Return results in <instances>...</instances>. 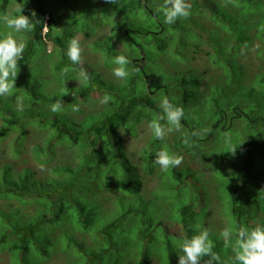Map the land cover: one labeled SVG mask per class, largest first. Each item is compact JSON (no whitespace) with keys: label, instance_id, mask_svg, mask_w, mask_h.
Segmentation results:
<instances>
[{"label":"trees","instance_id":"16d2710c","mask_svg":"<svg viewBox=\"0 0 264 264\" xmlns=\"http://www.w3.org/2000/svg\"><path fill=\"white\" fill-rule=\"evenodd\" d=\"M13 1L16 2L2 0L1 11H6ZM130 1L134 2L26 0L22 14L37 23L31 32L22 33L27 36L26 47L23 59L18 61L14 88L10 95L0 97V142L10 131H16L11 145L14 156L18 157L27 139L25 125H33L38 132H46V143H35L30 150L37 160L49 162L57 156L68 155L73 164H59L52 170L56 176L44 181L36 179L28 167L14 171L9 163L0 166V198L27 203L24 196L36 192V202L42 206L40 215L35 213L28 217L20 214L19 209L0 210V254H9V264H43L57 250L64 253L65 264H177L179 243L185 236L195 234L198 227L209 230V242L219 255L220 264H233L232 249L225 246L222 238L217 239L221 230L201 223L205 208L201 212L202 204L199 209L197 206L202 191H198L199 187L194 191L187 187L190 176L201 178L207 168L216 179L212 195L223 203L226 227L243 225L251 229L264 225V71L252 73L243 62L244 51L255 42L263 46L257 49L256 56L261 57L264 52V0H220L215 5L201 0V7L215 14V30L210 39L197 29L202 28L200 25H195L194 31L215 53L214 68L219 69V73L216 80L212 74L205 80V75L190 70L193 74L178 77L171 85L163 71L147 72L141 57L129 59L128 75L122 82H116V77L111 75L116 55L137 50L143 56L151 53L152 40L141 42L135 35L160 33L133 28L124 21L126 12L131 9ZM145 9L149 11L148 6ZM11 10L10 7L9 12ZM45 14L48 21L44 40ZM207 21L213 25L212 21ZM101 26L103 35L94 39L89 47L95 58L90 64L91 70L64 69L66 63L71 62L64 54H57V48H65L76 33L91 37ZM47 41L52 43L51 51L46 49ZM217 46L219 50L215 49ZM195 47H199L198 43ZM37 50L46 54L43 66L49 71L52 69L59 74L63 71L74 79L80 77L83 84L78 87L70 84L66 90L55 87L51 91L41 88L46 84L35 79L33 87L24 84L25 79L17 77ZM50 60L52 68L48 65ZM83 63H86L84 57ZM171 69L188 70L175 65ZM92 71L94 74L90 75ZM52 82L57 80L53 78ZM93 91L98 97H92ZM104 96H108V103L101 104ZM164 97L181 107L184 117L179 130L171 132L167 122L160 121L165 128L163 140H157L150 131L139 150V166L143 172L156 174L162 180L168 173L174 180L172 195L170 199L164 198L165 204L161 203L163 200L154 202L159 195L149 203L141 195L143 182L139 172L125 154L123 136L134 135L138 125L157 119ZM90 100L94 109L90 110L91 105L85 112L81 105ZM57 103L60 107L54 113L51 106ZM74 107L79 110L74 111ZM52 116L55 119L49 118ZM200 117H203L202 126ZM192 123L194 127L190 126ZM50 141L53 146L49 148ZM216 144L215 150L210 147ZM161 148L182 157V152H186L189 160L196 161L202 170L183 161L176 168L161 170L153 163L154 153ZM208 151L213 152L209 165ZM103 187L113 188L119 195L106 216L100 212L96 198ZM123 199L127 200L126 205L121 203ZM47 201L55 204L53 210L61 212L60 216L52 215L53 211L48 215ZM164 220L172 221L180 231H169ZM47 223L52 224V228ZM85 230L89 233L92 230L91 239L95 237L96 241L90 251H84L83 241L74 234ZM225 256H229L227 262L221 259Z\"/></svg>","mask_w":264,"mask_h":264},{"label":"rangeland","instance_id":"374dc122","mask_svg":"<svg viewBox=\"0 0 264 264\" xmlns=\"http://www.w3.org/2000/svg\"><path fill=\"white\" fill-rule=\"evenodd\" d=\"M101 2V0H99ZM211 4L215 5L216 1L220 0H209ZM2 0H0V5ZM162 2V1H161ZM187 2L190 4V15L187 18H180L177 20V22L173 25H165L162 23L161 16L156 13V6L157 3H159V0H134V2L130 1V7L131 9L126 12V19L124 21L128 22L133 28H142L144 31L145 29H150L152 31L159 30L160 33L156 35L151 34H140L135 35V37L140 40L141 42L143 40H152V42L149 43L151 53L147 56H143L142 52L137 50L136 53H131L127 51L128 59L134 57L139 58L141 57V60L143 61V67L147 72H160L163 71V75L167 80V83L169 85L173 84L178 77L181 78H187L190 76V74H193L190 70L196 71L199 75L203 74L206 76L205 80L209 78L208 75L212 74L214 76L213 80H216L217 75L219 73V69L214 68L216 66L215 60L216 56L215 53L212 52L209 49V46L204 44V39L201 37V35L197 34L194 29L195 25H200L202 28H197L199 31L203 32V35L205 34V37L207 39H210V35L213 34V31L215 30L214 27V19L215 14L214 12H206L205 8H202L200 3L201 0H187ZM15 2H11L9 6L13 9ZM129 3V2H128ZM13 6V7H12ZM145 6L149 7V11H146ZM10 7H7L6 11L2 12L0 9V15H2L5 12H9ZM9 8V9H8ZM124 18V16H123ZM210 20L213 22V25L211 26L209 24ZM111 24V23H110ZM103 27H99L96 30V33L93 34L91 37L85 36L83 33H76L74 35L75 38H77L81 43V62L78 65H72L71 63H66L64 66V69H69V67H76L77 69L81 70H91V63L95 61V58L91 55L93 54V51L89 50V47L91 48L92 41L94 39H97L99 36L103 35L102 33ZM164 30V32H161ZM197 30V31H198ZM9 29H6L2 23H0V35L6 34ZM19 36L22 38V42H25L27 39V36L24 37L21 34ZM156 36V38H155ZM25 40V41H24ZM164 43V44H163ZM198 43L199 47H195V45ZM211 45V44H210ZM217 45V44H216ZM212 46V45H211ZM233 46V45H232ZM40 47V46H39ZM213 47V46H212ZM218 47V46H217ZM258 47V48H257ZM52 43L47 41L46 42V49L47 51L52 50ZM66 48V46H65ZM65 48H57L58 52L57 54H64ZM263 48L262 44H259L257 42L254 43V46H252L250 49L245 50L243 53V62L248 66L249 70L252 73H259L260 71H264V52L262 53L261 57L256 56L257 49ZM214 49V48H213ZM219 50L218 48H215ZM221 49L224 50V52L227 51V49L221 47ZM44 53V52H42ZM186 55L188 60L186 59ZM38 56V57H37ZM46 57V54H41L40 50H37V54L33 57H30L28 60V63H25L24 66L27 68L22 69L21 75L17 78L23 77L25 80L23 81L24 84L26 83L28 86L33 87V80H37L39 82H42L43 84H46V86L41 87L43 89H47L51 91L53 88L57 87L56 90H66L71 85H74L75 87H78L79 85L83 84L81 82V78H75L69 77L67 73H64L61 71V73H56L54 70L46 67H44L43 59ZM83 57L85 60V64L83 63ZM69 64V65H68ZM50 68H52V61L50 60V64H48ZM173 65L180 66L182 68H188L186 71H174L171 68H173ZM116 67V66H115ZM214 68V69H213ZM26 69V70H25ZM213 69V70H212ZM27 70H29L27 72ZM45 70V72H44ZM211 71V72H210ZM92 71L90 73H93ZM44 74V77L42 75ZM76 74V73H75ZM113 75V74H111ZM56 79L57 82H52V79ZM70 78V80H68ZM92 77H90L91 79ZM87 80V79H84ZM83 80V81H84ZM116 82H122V79L116 78ZM81 82V83H80ZM86 83V82H85ZM84 83V84H85ZM20 85V83L18 84ZM93 95H96L98 97V94L96 92H92ZM207 96V95H206ZM177 99V97H175ZM81 100V99H80ZM79 100V101H80ZM175 102V101H173ZM178 104L177 102H175ZM93 104L92 100L89 101V103H86L85 105H81L82 108H84V111L87 112V108ZM159 105V104H158ZM20 106V104L18 105ZM95 105H92V109H94ZM160 107V106H159ZM200 108V107H199ZM89 110V111H90ZM51 119H55L54 116L49 117ZM187 119V118H186ZM198 120V117L195 118ZM190 120V119H189ZM201 125L202 126V120L203 117H200ZM2 123L1 117H0V125ZM190 126L194 127L195 124L192 123ZM25 132H26V141H24V148L19 151L18 157H15L12 152V139L16 135V131H10L6 138L0 142V166L4 163H9L13 166L14 171H19L23 167H28L31 169L35 174L34 177L39 180H46V178L55 177L56 175L52 173L53 168L58 166L61 163H69L73 164V160L70 158V156H62V157H55L53 160L49 162H41L35 158V156L32 155L30 150L32 149V146L35 145H43L46 143L44 141V137L46 135V132L39 131L37 128L33 125L26 124L25 125ZM150 134V129L148 128V124L141 123L136 127V133L134 135H124V144L123 148L125 151V154L129 157L130 161L133 162V165L136 166L139 177L142 179L143 186L141 195L150 203L151 201H154L156 198L155 196L159 195L160 198L155 200L154 202H159L161 200L162 204H165V200L167 197L170 199V195H172V188L171 185L174 184V180L170 174L167 173V176L164 180L157 177L156 174L148 175L140 168L139 164H141L140 157L138 155L140 148L144 145L146 139L148 138ZM52 141L47 145L49 148L52 145ZM212 149L215 150V148H218V145L216 144V147L210 146ZM210 157L208 158V165L211 162L212 153L209 152ZM183 155V163L187 162L188 165L194 169L202 170V167L200 165H197L196 161H190L188 156L189 154H186V152H182ZM212 171L207 168L206 169V175L199 176V178H190L191 180L189 183H187V187L190 191H194L196 189L195 187H199V192L202 191V198L200 199V204L197 206V209L200 208L201 204L202 207L200 209L201 212H203V209L205 208L203 212V219L201 223L207 227L212 226L216 231H220L223 228L227 226V217L224 215L223 212V203L220 198H217L216 196H213L212 193L215 191V177L211 173ZM156 173V172H155ZM185 192H189L188 190H184ZM207 192L208 194L204 195L203 193ZM190 194V192H189ZM38 194L36 192H31L30 194H26L24 196L25 200H27V203H21L17 199H5L0 198V210L4 212L11 211L12 209H19L20 214L23 216H32L37 213V215L41 214L42 206L36 202ZM119 195L117 192H114V189L111 188L110 190H107L106 188H102L98 195H96V198L99 200V209L100 212H103L106 216L107 211L111 210L115 206L116 199H118ZM206 200V201H205ZM121 203L127 204V200H121ZM47 205L49 204V201L45 203ZM54 203L51 201V205L48 207V215L50 211H53L52 215H59L61 212H57L53 210ZM135 204H138V201H135ZM141 207H144L143 204H140ZM60 216V215H59ZM163 223L169 227V231L171 232H179V228L176 224H174L172 221L164 220ZM54 224V222L52 223ZM52 224L47 223L49 228H52ZM58 232H56L57 234ZM91 233L93 234L92 230ZM91 233L89 231L85 230L84 232H74L76 234L77 238L81 241H83L84 244V251H90L92 249V245L96 244L95 237L94 240L91 239ZM94 241V243H93ZM230 253V252H229ZM64 259H66L64 253L57 252L52 255L50 260H45L43 264H65ZM224 260V262H227L229 260V256H225L221 258ZM10 262V256L8 253H1L0 254V264H9Z\"/></svg>","mask_w":264,"mask_h":264},{"label":"clouds","instance_id":"9594fccd","mask_svg":"<svg viewBox=\"0 0 264 264\" xmlns=\"http://www.w3.org/2000/svg\"><path fill=\"white\" fill-rule=\"evenodd\" d=\"M106 2L117 4L119 0H106ZM25 3L26 0H20V2L16 0L10 12L0 15V23L10 30L0 35V97L11 94L18 72V61L23 59L26 45L19 34L31 32L37 23L29 16L22 14ZM156 13L161 16L163 24L173 25L178 19L187 18L190 15V4L187 0H162L157 3ZM43 21L42 36L45 40L48 14H45ZM81 51L80 41L72 37L64 49V56L72 65H78L81 62ZM112 62L116 65L112 68V74L116 78L124 79L128 75L127 56L116 55ZM108 99V96H104L100 103L106 104ZM159 106L162 111L157 119L149 121L148 128L157 140L162 141L165 128L160 121L167 122L169 132L173 129L179 130L184 110L171 103L167 97L162 98ZM59 107L58 103L53 104L51 111L55 113ZM73 110L79 109L74 107ZM182 160V156L170 154L167 149L161 148L154 153L153 163L159 165L161 170H167L178 167ZM194 233L191 236H185L179 243L177 264H200L202 260L203 264H220V257L213 251L212 244L209 242V230L198 227ZM220 238L223 239L225 246L232 249L233 264H264V225H257L251 229L243 225H229L219 232L217 239ZM205 257L207 259H204Z\"/></svg>","mask_w":264,"mask_h":264},{"label":"bare ground","instance_id":"6f19581e","mask_svg":"<svg viewBox=\"0 0 264 264\" xmlns=\"http://www.w3.org/2000/svg\"><path fill=\"white\" fill-rule=\"evenodd\" d=\"M112 10H113V8H112ZM114 12V11H113ZM149 175V174H148Z\"/></svg>","mask_w":264,"mask_h":264}]
</instances>
